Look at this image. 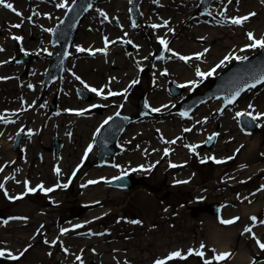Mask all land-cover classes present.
<instances>
[{"label":"rangeland","instance_id":"374dc122","mask_svg":"<svg viewBox=\"0 0 264 264\" xmlns=\"http://www.w3.org/2000/svg\"><path fill=\"white\" fill-rule=\"evenodd\" d=\"M64 1L5 0L15 11L0 4V164L6 163L5 171H0V184L4 185L0 189L3 256L11 253L19 257L11 264H155L157 260H164L165 264H205V260L211 264H264V250L257 244V240L264 243V117L255 120L257 131L246 133L236 115L264 113V82L246 89L236 104L223 113L218 110L220 100L209 99L183 116L175 107L179 98L169 96L166 84L173 80L183 85L181 98L202 93L214 75L236 60L231 57L243 58L258 52L259 47L242 51L233 39L206 68L199 67L200 61L211 57L214 48L215 37L210 33L215 27L209 24L243 14L257 0H213L209 15L200 21L196 13L199 0H166L164 6H159L164 0H143L140 8L143 4L148 11H143L135 28L129 25L130 0H120L124 1V9L116 7L118 0H98L99 12L110 20L100 23L96 16L87 17L78 30L80 35L87 37L91 32L88 27L92 33L95 31L90 41L99 39L101 31L109 32L110 39L127 32L138 44V53L116 45L105 58H74L69 63L72 73H65L64 79L56 81L49 91L50 87L42 86V78L44 67L51 60L39 51H56L48 45L47 29L63 16L64 9L58 12L59 7H54ZM31 12L42 27L31 24ZM191 14L194 16L189 19ZM158 21L167 23L160 29L156 27L157 31L169 32L164 39L170 41L167 57L171 56V61L163 65L169 70L168 77L160 75L163 68L158 65L165 63L163 60L151 68H147L146 62H138L147 61L161 45V33L151 27ZM245 27L239 40L251 44L247 35L250 26ZM221 28L236 31L233 27ZM233 33L229 31L228 36ZM254 38L259 40L264 34ZM20 50L32 51L35 59L29 65L10 62ZM194 54L202 55L195 60ZM181 56L190 59L185 61ZM226 56L230 59L216 67ZM141 64L143 70L135 71ZM197 68L204 73L216 70L211 76L198 77ZM75 73L89 76L93 84L117 75L118 84L121 81L120 85H130L132 90L127 98L124 95L128 91L118 98L104 100L92 96L85 102L77 98L76 87L80 88L81 83ZM133 81L138 83L134 86ZM55 94L58 98L53 111L49 103ZM140 94L148 95V106L163 111L162 117H144L130 123L120 137L117 155L99 167L92 165L98 128L115 112L135 113ZM98 101L105 104L100 113L87 110L73 116L65 112ZM248 102L253 108H249ZM12 108L16 113L8 116ZM3 120L8 123L2 124ZM68 125L71 132L66 134ZM186 128L191 131H184ZM29 130L33 135L24 136L20 151L13 152L11 142L16 132ZM213 132H217V143L202 150L201 142ZM54 133L63 144L59 154L53 151ZM173 140L175 143H169ZM89 145L91 151L85 156ZM186 145L197 147L193 151ZM122 172L130 173L134 179L132 189L120 190L103 183ZM90 180L97 183L88 184ZM63 184L68 187H62ZM214 203L221 204L218 216L211 208ZM6 217L11 219L7 221ZM237 217L230 224L220 222ZM246 227L251 232H245ZM61 230L67 231L61 234ZM189 249L203 251V257L189 255ZM175 252L186 258L168 259ZM220 253L230 256L215 260Z\"/></svg>","mask_w":264,"mask_h":264},{"label":"water","instance_id":"95a60500","mask_svg":"<svg viewBox=\"0 0 264 264\" xmlns=\"http://www.w3.org/2000/svg\"><path fill=\"white\" fill-rule=\"evenodd\" d=\"M93 0H75L74 4L71 6V9L68 11L67 16L61 21V24L57 27V35L58 37L64 36L63 41L69 43L73 38L74 31L79 27V23L83 16L86 14L85 12L88 10L89 5H92ZM141 0H133L131 5V15L132 20L136 21L139 20V10H138V3ZM211 0H201L199 5V12L207 13L208 4ZM66 43V44H67ZM65 44V45H66ZM63 46L61 51L64 52L67 47ZM65 62V61H64ZM53 64V63H52ZM52 64L49 66V69L46 73L47 77H50L53 73H56L57 76H60L64 63L61 64L59 71L56 72L54 68H52ZM264 75V48L257 54L251 57H247V59L236 61L232 64L229 68H227L224 73L217 75L214 80L213 84L204 90L203 94H196L192 97L183 99L178 104V109L181 113H188L191 112L195 106L199 105V103L204 102V100L208 98H223L222 105L220 107V111L226 109L229 105L227 100L231 97V95L237 89H243L240 91L239 96L236 98L238 99L246 87L248 85L255 83L259 78ZM48 84V83H47ZM183 88L178 87L174 84V94L176 96L182 95ZM235 99V101H236ZM235 101L233 103H235ZM54 106V104L52 105ZM153 115L154 112L148 110L145 107V103L143 98L140 99V110L136 115L133 116H121V115H114L109 119L107 124H104L99 130L98 135L95 138V144L97 146V154L95 157V161L93 165L100 166L104 162V159L110 156H114L116 153L115 144L118 141V137L124 130V126L132 120H137L141 118L143 115ZM240 123L241 126L246 129L247 131H256L257 125L251 117L249 116H240ZM69 131V130H67ZM213 139L211 141L206 139V141L201 145L203 149L205 148H212L213 144L217 140V135L212 134ZM24 134L18 132L17 136L14 139L12 150H19L20 142ZM53 145H54V152L58 153L61 150L62 143L60 139L57 137V134L53 135ZM105 183L109 186H116L119 188H128L131 189L135 181L127 174L122 173L118 177L111 178ZM212 210H214V214L217 215L219 210L218 204L212 205ZM12 259L0 256V264H11Z\"/></svg>","mask_w":264,"mask_h":264},{"label":"snow or ice","instance_id":"6c2138e0","mask_svg":"<svg viewBox=\"0 0 264 264\" xmlns=\"http://www.w3.org/2000/svg\"><path fill=\"white\" fill-rule=\"evenodd\" d=\"M229 2H231V0H229ZM0 4H2L5 8H8V9H11V10L15 11V9L13 8V5L11 3H5V0H0ZM57 6L60 7V8H64V7H66V4L65 3H60ZM89 7H91V5H89ZM16 15H22V14L19 13V12H16ZM101 15H105V14L104 13H101ZM29 19H31V18L29 17ZM105 19H107L106 15H105ZM247 19H248V17L233 18L231 20V23H233V24H241L244 20H247ZM165 23H167V22H165ZM13 27H19V25H13ZM151 27L156 28V27H158V25L153 24V25H151ZM247 35H248L249 40L252 41V43L250 45H248L247 47L264 48V38H261V39L257 40V39L254 38V36H253L252 33H248ZM13 38L14 39H17V40H20L21 39L20 37H13ZM159 42H160L161 45L164 46L165 50H169L170 51V49L167 48V43L168 42L166 40H164V39L161 38L159 40ZM108 43L109 42L107 41V38H105V46L106 47H107V44ZM129 43H131V41H129ZM241 50L243 51V49H241ZM77 51H85V49H83L81 47H77ZM65 55L67 56L68 53H65ZM173 55H176V53H173ZM200 55H202V54H197V58H199ZM231 58H234V59H247V57L241 58V57H238V56L231 57ZM180 59L187 61L188 59H190V57H183V56H181ZM228 59H230V57H227L226 56L224 58V60L221 61L220 65H217L216 67H220ZM215 70H216V68H213V69L209 70L207 73H204V72H201L199 68H197L196 69V75L198 77L211 76V75H213V73L215 72ZM77 79H79V77H77ZM259 82H264V75H262L259 78V80L257 81V83H259ZM132 83L135 84V83H138V81H133ZM190 83H192V82H190ZM192 86L195 87V84L193 83ZM29 87L31 88L32 86L29 85ZM85 87H88V85H85ZM181 87H183V86H181ZM248 87H250V88L251 87H255V83L248 85ZM90 91L95 92L97 95H102L104 90L103 89L97 90L96 88H90ZM126 91L127 90H125V92ZM240 91H243V89H237L231 95V97L227 100V103H229V104L233 103L235 101V99L239 96ZM118 94L119 93H113L111 91L108 92V95L109 96H111V95H118ZM145 107L146 108L148 107L147 103L145 104ZM249 108H253V106L251 104H249ZM159 110L160 109H153V111H159ZM253 111H255V110L253 109ZM117 115H119V113H117ZM236 115L238 117L239 116H249V117H251L252 120H257V119H259L261 117H264V113H257L255 115H253V112H244V113H239L238 112ZM109 119H111V117H109ZM107 123H108V120H105L104 121V124H107ZM184 131H191V129H187L186 128V129H184ZM214 135H216V134H214ZM212 139H213V136L208 137V140L209 141H211ZM169 143H175V140L170 141ZM186 147H189L190 150H193L194 151L195 147H197V146H195V145H190V146L189 145H186ZM91 148H92V145H89L88 148L85 151V156L87 155V153L89 151H91ZM168 154H169L168 149H165V155H168ZM210 159L215 160L214 157H211ZM215 162L221 163L222 161H215ZM170 167H176V165H171L170 164ZM0 171H2V169H0ZM55 171H56L57 175L60 174L59 168L55 169ZM74 175H75V171L73 172V176ZM69 182H70V180H69ZM25 183L27 185V182H25ZM94 183H97V181H93V180L88 181V184H94ZM177 183H186V181H183V182L182 181H177ZM3 187H4V185L3 184H0V189H2ZM38 187L39 188H42V185L41 186H38ZM56 187H61V185L60 184H57ZM62 187L67 188L68 187V184H63ZM53 190L54 189H46L45 191L50 192V191H53ZM28 191H35V189H28ZM17 198H19V197H17ZM237 219H239V218L237 217V218H234L233 220H221L220 222L223 223V224H230V223L235 222V220H237ZM251 219L253 221H256V218L255 217H252ZM5 223H7V221H5ZM134 223H139V221H134ZM262 223H264V222H262ZM75 227H81V225H76ZM65 231H67V230H61V234H63ZM245 232H251V228L246 227L245 228ZM253 238L255 239L254 234H253ZM45 243H48V241H45ZM52 243L55 244V241H53ZM257 244L261 248V250H264V243H262L259 240H257ZM204 247L205 246L202 244L201 245V249H203ZM26 250L27 249H25V251ZM188 254L189 255L195 254V255H199V256L203 257V251L193 252L192 249H189V253ZM3 255H5V253L3 251H0V256H3ZM8 255L12 259H18L19 258L18 256H13L11 253H8ZM20 255H23V253H20ZM229 256H230V253H220V254L216 255L214 257V259L217 260V261H219V260H224V259L228 258ZM174 257L186 258V257H183L180 252H175V253H170L168 259H171V258H174ZM77 259H79V257H77ZM155 264H165V261L164 260H157L155 262ZM205 264H211V261L205 260ZM254 264H255V261H254Z\"/></svg>","mask_w":264,"mask_h":264},{"label":"bare ground","instance_id":"6f19581e","mask_svg":"<svg viewBox=\"0 0 264 264\" xmlns=\"http://www.w3.org/2000/svg\"><path fill=\"white\" fill-rule=\"evenodd\" d=\"M123 2L124 1L118 0V2L116 3V7L118 9H124L125 5L123 4ZM165 4H166V0L160 2L159 6H164ZM99 8L100 7H99V4H98V1L95 0V4L93 5V8L90 11L91 13L88 15V17H93V16L99 15L101 13V12H99L100 11ZM141 10L146 11V12L148 11V9L145 10L143 4L141 6ZM260 10H262L263 12L259 15V14H257V12L260 11ZM242 17H248V19L244 20L241 24H233V23H231V20L233 18L232 19H224V20L219 21V22H217L215 24H212V23L209 24V27H211V26L215 27V28H213L214 30L212 29L213 31L210 33V35H214V37H215V38H212L213 41H214L213 42L214 43V48H212L211 57L210 58L208 57V59L205 60L206 62H203L202 64H199L200 69L203 70L204 68L207 67V63L213 62L214 61L213 60L214 57L218 56L222 52V48L224 46H228L230 44V42L233 41V39H234V42L237 43V45H235V46L240 47L241 49L248 48L247 46L250 45V42H248V41H244L243 42V41L239 40V36L241 34H243L245 29H246L245 26H250L249 27V33H252L253 36L264 34V1L263 0H257V3H253V5L251 6L250 10H248L247 12H243V14L237 15L235 18H242ZM156 25H158V28L166 26L164 21H158V23ZM214 25H216V26H214ZM222 26L226 27V28L233 27L234 29H236V31L232 30V29H225L224 30V28H221ZM229 31L232 32V33L234 32L232 36H228V32ZM84 36H85L84 34L80 35V37H84ZM181 75H183V73H181ZM184 78H185V76H184ZM184 78H182V80H184ZM49 89H50L49 91H51L52 87H50ZM155 94H156V92L152 93V95H154V96H155ZM22 102L23 101L21 99L20 100V104ZM247 104H251V102H248ZM243 106L244 105H240V107H243ZM77 107H78V105H77ZM19 109L21 110V108H19ZM15 110L16 109L13 110V108H12L11 111L8 113V116H11L12 114H15L16 113ZM29 110H31V109H29ZM2 118H3V116L0 117V119H2ZM2 123H6V121L3 120ZM4 167H6V163L5 162L4 163L1 162L0 169L2 168L5 171Z\"/></svg>","mask_w":264,"mask_h":264},{"label":"flooded vegetation","instance_id":"af4514ba","mask_svg":"<svg viewBox=\"0 0 264 264\" xmlns=\"http://www.w3.org/2000/svg\"><path fill=\"white\" fill-rule=\"evenodd\" d=\"M32 24V23H31ZM32 25H34V26H38L39 28L40 27H42V25L40 24H38V22L36 23V24H32ZM87 30H89V31H91L90 32V34L89 35H87V37L86 36H84V37H80V39H78V36L76 37V39L73 41V43L71 44L72 45V47H71V49H72V59H74V58H80L81 56H83V57H86V58H95L96 56H101V54H100V52H98V53H96L95 55H92V54H90V53H88V50H90V49H104L106 46H105V38H107V41L109 42L108 44H107V47H109V45H110V37H109V34L107 33V32H103V31H101L100 33V36H99V39H97V40H94V41H90V39H94V36H95V31L92 33V29L91 28H88ZM47 33H48V36H49V40H48V45L49 46H53L54 48H56V46H54L53 45V43L51 42V36H50V33H49V31H48V29H47ZM85 35V34H84ZM90 38V39H89ZM87 40V41H86ZM99 41V42H98ZM77 47H81V48H83V49H85V51H77ZM106 47V48H107ZM114 46H112L111 48H113ZM126 47H127V45H126ZM48 48V47H47ZM57 49V48H56ZM50 50V49H49ZM28 53H32V51H27ZM40 55H43L44 57H46V58H48V59H50L51 60V57H52V55L55 53V52H52V53H50L49 51H47V49L45 50V51H42V48L40 49ZM106 53H109V51L107 50L106 51ZM47 54H49L50 56H47ZM35 57V55H33V53H32V56H31V58L32 59H35L34 58ZM31 59V60H32ZM31 63V62H30ZM49 63V62H48ZM48 63H47V65H48ZM46 65V66H47ZM85 67V66H84ZM45 68V67H44ZM77 75H78V77H80L82 80H84L85 82L86 81H88V82H90L91 80V78L88 76V77H82L79 73H77ZM111 76H113V77H111ZM110 77H107V80L104 82V83H99V84H94L95 85V87H99V88H108V89H113V90H115V89H118V88H123V87H125V88H127V94H125L124 96H125V98H127V97H129V95H130V93H131V90H132V88L130 87V85L129 86H127V85H125V84H123V85H120V83H121V81H120V83L118 84V82H117V75H111ZM90 78V79H89ZM91 83V82H90ZM93 84V83H92ZM117 84H118V86H117ZM136 84V83H135ZM135 84H133L134 86H135ZM89 93H88V97L90 98V99H88V100H84V99H82V100H84L85 102H87V101H90L92 98V93L90 92V91H88ZM141 95V94H140ZM140 98V97H139ZM131 99V98H130ZM139 100V99H138ZM128 102V101H127ZM129 102H130V100H129ZM137 104H138V102H137ZM101 105V107L103 108V106H104V108H105V104H100ZM128 105H130V103H128ZM82 106H84V105H82ZM82 106H78V107H82ZM98 106V105H97ZM96 106V107H97ZM77 107V106H76ZM65 108V107H64ZM92 110H96L97 108H91Z\"/></svg>","mask_w":264,"mask_h":264}]
</instances>
